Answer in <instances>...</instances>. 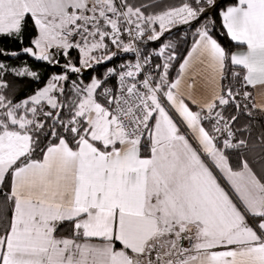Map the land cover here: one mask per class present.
I'll return each mask as SVG.
<instances>
[{
	"label": "snow or ice",
	"instance_id": "6c2138e0",
	"mask_svg": "<svg viewBox=\"0 0 264 264\" xmlns=\"http://www.w3.org/2000/svg\"><path fill=\"white\" fill-rule=\"evenodd\" d=\"M0 264H264V0H0Z\"/></svg>",
	"mask_w": 264,
	"mask_h": 264
}]
</instances>
